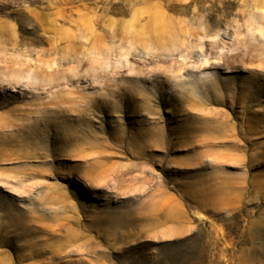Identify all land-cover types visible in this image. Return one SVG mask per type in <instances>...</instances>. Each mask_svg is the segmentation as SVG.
I'll list each match as a JSON object with an SVG mask.
<instances>
[{"label": "rangeland", "instance_id": "rangeland-1", "mask_svg": "<svg viewBox=\"0 0 264 264\" xmlns=\"http://www.w3.org/2000/svg\"><path fill=\"white\" fill-rule=\"evenodd\" d=\"M0 264H264V0H0Z\"/></svg>", "mask_w": 264, "mask_h": 264}]
</instances>
